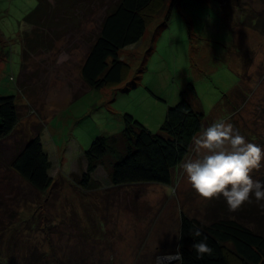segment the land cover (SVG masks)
<instances>
[{
	"label": "rangeland",
	"instance_id": "1",
	"mask_svg": "<svg viewBox=\"0 0 264 264\" xmlns=\"http://www.w3.org/2000/svg\"><path fill=\"white\" fill-rule=\"evenodd\" d=\"M227 1L180 0L168 24L163 11L143 39L121 53L132 67L129 80L97 90L85 84L81 68L117 0H92L75 19L49 24L50 36L43 27L36 35L38 0H0V97L15 96L20 113L15 131L0 141V250L15 257L28 249L32 263L53 252V264H157V257L168 264L179 256L182 214L210 223L243 213L246 226L264 230V201L253 195L242 212H230L223 197L201 198L180 166L171 186L114 187L102 166L90 189L80 186L86 151L96 139L120 134L126 114L159 133L190 84L205 128L220 120L233 125L242 109V136L256 144L249 139L256 134L264 151V124L256 117L262 111L257 102L264 104V0L222 8ZM239 90L242 97L235 95ZM37 135L52 162L44 192L10 166ZM189 158H197L193 147ZM252 177L264 182V160Z\"/></svg>",
	"mask_w": 264,
	"mask_h": 264
},
{
	"label": "trees",
	"instance_id": "2",
	"mask_svg": "<svg viewBox=\"0 0 264 264\" xmlns=\"http://www.w3.org/2000/svg\"><path fill=\"white\" fill-rule=\"evenodd\" d=\"M38 1L40 6L36 13V35H39L43 27L47 29L43 35L50 36L47 33L54 32L55 26L64 20L75 19L78 16L75 12L85 10L92 0H54L52 6H48L47 0ZM238 1L222 3V8L235 5ZM179 3L180 0H117L104 17L81 68V77L85 84L89 88L101 90L117 88L126 83L132 67L128 61L121 59V53L139 43L147 30L157 24L166 9L164 23L168 24L174 7ZM49 24L54 28L49 27ZM33 40L34 37L31 39V46ZM235 95L243 96L241 90ZM194 98L198 99L197 91L190 84L182 93L181 101L168 109L159 133L151 132L134 116L124 115L125 128L120 134L99 137L86 151L87 169L80 180L81 188L90 189L93 174L100 166L109 172L114 187L135 184L171 186L173 173L191 152L192 137L205 128V114L202 109L196 108ZM258 103L261 104L262 111L256 116L259 118L257 123L264 124V104L261 100ZM236 110L234 116L240 119L242 109ZM19 121L16 97H0V141L15 131ZM237 121L233 124L234 130L242 135L244 132L240 131ZM249 139L255 140L256 144L260 143L257 142L256 134ZM10 166L34 189L44 192L51 187L52 178L49 172L52 162L39 135L31 138L18 151ZM240 209L242 212L244 207ZM248 211L251 212V209ZM242 214H239L238 219L224 216L210 223H202L182 214L178 243L182 257L178 264H264V230H254L246 226L240 219ZM193 225L202 232L197 239L206 237V243L212 249V254H205L202 259H198L191 249L194 240L189 230ZM6 249L11 252L10 246ZM16 252L19 255L15 258L0 250V264H53L57 258L52 252L39 263H32L27 254L28 249Z\"/></svg>",
	"mask_w": 264,
	"mask_h": 264
},
{
	"label": "clouds",
	"instance_id": "3",
	"mask_svg": "<svg viewBox=\"0 0 264 264\" xmlns=\"http://www.w3.org/2000/svg\"><path fill=\"white\" fill-rule=\"evenodd\" d=\"M195 159L182 161L180 167L195 192L203 199H223L230 212H237L254 195L257 202L264 201V182L254 180L253 170L261 167L264 151L258 145L246 142L231 123L216 121L192 137ZM175 195V189H169ZM194 243L192 251L198 259L211 255L212 249L201 237V229L193 225L189 230ZM178 255L182 253L177 250ZM157 264L161 259L156 258Z\"/></svg>",
	"mask_w": 264,
	"mask_h": 264
},
{
	"label": "water",
	"instance_id": "4",
	"mask_svg": "<svg viewBox=\"0 0 264 264\" xmlns=\"http://www.w3.org/2000/svg\"><path fill=\"white\" fill-rule=\"evenodd\" d=\"M172 257H170V259H171ZM178 259H181V256L179 255L178 257H175V259H171L170 261H169V263L168 264H172L173 262H175L176 260H178Z\"/></svg>",
	"mask_w": 264,
	"mask_h": 264
},
{
	"label": "bare ground",
	"instance_id": "5",
	"mask_svg": "<svg viewBox=\"0 0 264 264\" xmlns=\"http://www.w3.org/2000/svg\"><path fill=\"white\" fill-rule=\"evenodd\" d=\"M196 99V98H195ZM172 259V258H171ZM170 258L168 259V261H170L171 260Z\"/></svg>",
	"mask_w": 264,
	"mask_h": 264
}]
</instances>
